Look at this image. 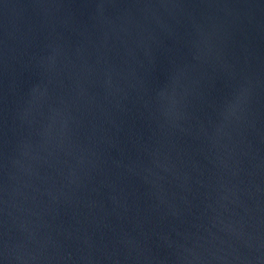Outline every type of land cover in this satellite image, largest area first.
Returning <instances> with one entry per match:
<instances>
[{"label": "water", "instance_id": "1", "mask_svg": "<svg viewBox=\"0 0 264 264\" xmlns=\"http://www.w3.org/2000/svg\"><path fill=\"white\" fill-rule=\"evenodd\" d=\"M0 264H264V0H0Z\"/></svg>", "mask_w": 264, "mask_h": 264}]
</instances>
